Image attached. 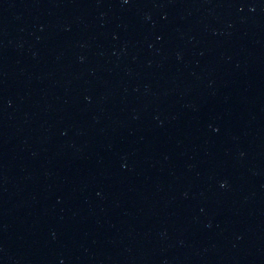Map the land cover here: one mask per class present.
Wrapping results in <instances>:
<instances>
[{"label": "water", "instance_id": "95a60500", "mask_svg": "<svg viewBox=\"0 0 264 264\" xmlns=\"http://www.w3.org/2000/svg\"><path fill=\"white\" fill-rule=\"evenodd\" d=\"M0 264H264V0H0Z\"/></svg>", "mask_w": 264, "mask_h": 264}]
</instances>
